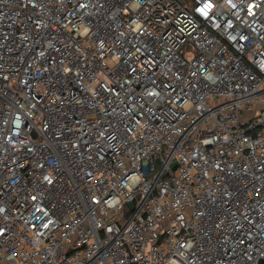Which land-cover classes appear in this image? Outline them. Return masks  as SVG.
<instances>
[{"label":"built area","instance_id":"built-area-1","mask_svg":"<svg viewBox=\"0 0 264 264\" xmlns=\"http://www.w3.org/2000/svg\"><path fill=\"white\" fill-rule=\"evenodd\" d=\"M263 260L264 0H0V264Z\"/></svg>","mask_w":264,"mask_h":264},{"label":"trees","instance_id":"trees-1","mask_svg":"<svg viewBox=\"0 0 264 264\" xmlns=\"http://www.w3.org/2000/svg\"><path fill=\"white\" fill-rule=\"evenodd\" d=\"M260 264H264V260L262 262H260Z\"/></svg>","mask_w":264,"mask_h":264},{"label":"rangeland","instance_id":"rangeland-1","mask_svg":"<svg viewBox=\"0 0 264 264\" xmlns=\"http://www.w3.org/2000/svg\"><path fill=\"white\" fill-rule=\"evenodd\" d=\"M215 103V100L213 101V104Z\"/></svg>","mask_w":264,"mask_h":264}]
</instances>
